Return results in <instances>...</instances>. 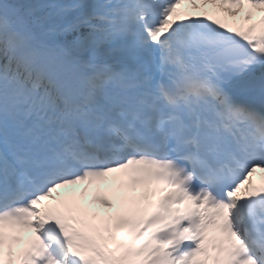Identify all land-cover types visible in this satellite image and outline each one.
<instances>
[{
    "label": "snow or ice",
    "instance_id": "snow-or-ice-1",
    "mask_svg": "<svg viewBox=\"0 0 264 264\" xmlns=\"http://www.w3.org/2000/svg\"><path fill=\"white\" fill-rule=\"evenodd\" d=\"M258 172L264 0H0V264H264Z\"/></svg>",
    "mask_w": 264,
    "mask_h": 264
},
{
    "label": "rangeland",
    "instance_id": "rangeland-1",
    "mask_svg": "<svg viewBox=\"0 0 264 264\" xmlns=\"http://www.w3.org/2000/svg\"><path fill=\"white\" fill-rule=\"evenodd\" d=\"M201 3H202V2H201ZM202 5H211L212 7H215V8H217L219 11H221L218 5H214V4H211V3H209V4H204V3H202ZM188 7H190L191 9H193V8H198V7H194V6H192V5L188 4V3H186L185 6L181 7L180 11H184V10H185L186 8H188ZM202 7H203V6H202ZM245 8H247V6H245ZM245 8H244L243 10H239V11H237L234 15H233V14H229V13H227V12H225V11H221V12H223V13L226 15V17H227L228 19H231V18H244V17H245V14H246V12H245ZM109 188H111V183H110V182L107 183V185L105 186V189H104L103 191L106 192L107 190H109ZM88 200H90V199H88ZM88 200L86 199V201H88ZM92 206H93V205H92ZM29 239H30V238H29Z\"/></svg>",
    "mask_w": 264,
    "mask_h": 264
},
{
    "label": "bare ground",
    "instance_id": "bare-ground-1",
    "mask_svg": "<svg viewBox=\"0 0 264 264\" xmlns=\"http://www.w3.org/2000/svg\"><path fill=\"white\" fill-rule=\"evenodd\" d=\"M193 10V9H192ZM194 14H197V11L195 10ZM116 189V188H114ZM110 199H113V189L109 188V190L106 191Z\"/></svg>",
    "mask_w": 264,
    "mask_h": 264
}]
</instances>
